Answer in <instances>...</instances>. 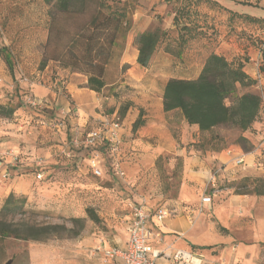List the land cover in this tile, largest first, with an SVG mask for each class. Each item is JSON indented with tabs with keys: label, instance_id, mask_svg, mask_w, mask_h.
I'll return each mask as SVG.
<instances>
[{
	"label": "rangeland",
	"instance_id": "1",
	"mask_svg": "<svg viewBox=\"0 0 264 264\" xmlns=\"http://www.w3.org/2000/svg\"><path fill=\"white\" fill-rule=\"evenodd\" d=\"M48 11L49 7L42 0H0V48L6 47L14 62L13 75L3 54H0V105L16 108L12 117L0 114V119L21 120L24 117L27 122L36 123L38 117L29 110L27 101L35 97L31 90L32 84L41 82L58 93V103L52 100L45 102L42 114L47 118L63 119L70 128L74 125L72 118L79 116V106L68 92L65 81H83L85 78L74 66L65 67L50 59L53 47H46L50 21ZM157 24L155 22L152 26ZM160 24L169 34L159 46V49L163 48L167 52L168 48L171 52H167L168 58H159L161 63H169L166 72L194 76L190 72L191 67L199 68L205 60V53L190 51L193 45L190 41L179 56L180 26L174 27L173 23L167 24L162 20ZM121 55V48L117 49L108 64L105 74L107 86L97 91L96 101L89 104L93 112L83 126L85 132L99 126L101 117L96 118V114L118 118L126 129L131 124V129H127L123 137L119 156L107 153L101 157L100 161L105 166L103 176H95L91 171L84 173L79 166L87 150L70 146L71 135L65 139L64 133V137H59L63 139L62 143L80 156H68V149L63 152L62 148H53L57 150L55 165L59 169L56 171L58 175L52 180L57 187L49 203L46 207H39L27 197L16 195L25 198L28 212L7 217L9 221L59 223L75 229L78 227L71 219L84 218L80 234L70 236L64 233L44 241L7 238L0 241V264H119L116 259L107 256L104 249L125 238L123 219L130 211V203L169 202L172 207L185 181L188 191L196 194V199L185 202L184 206L199 210L202 196L212 197V202L203 207L202 213L195 218L200 224L197 236L201 240L190 242L194 248H208L212 253H219L222 249L235 247L255 237L256 228L264 220V196L241 194L238 191L244 189L243 181L246 178L264 177V107L259 126L255 127L254 124L249 130L242 131L229 125H220L213 132L202 134L199 142L190 143V154L207 159L206 167L202 170L205 181L200 184L185 179L181 156L162 152L159 141L133 131L132 120H136L140 113L144 115L139 102L144 97V88L124 83L128 64L121 62ZM160 77L165 76L162 74ZM153 79L155 81L151 90L154 95L159 93L163 80L159 76H153ZM255 87L247 89L258 91L264 101L262 91ZM19 109L22 115L16 114ZM123 110L124 116L121 115ZM172 120L178 121L177 115H173ZM172 125L177 123L174 125L172 122ZM173 135L177 136V132H173ZM241 135L249 139L242 145L239 143ZM162 142H166V139L162 138ZM233 144L239 145L245 153L252 154L253 160L245 159L247 162L237 163L233 159L224 164L215 158L216 153ZM117 157L124 172L122 176L115 174L111 167ZM196 168L199 170V167ZM3 204L0 202V209ZM89 207L99 215V222L90 218L87 213ZM174 235L172 243L164 238L161 248L186 239L183 233Z\"/></svg>",
	"mask_w": 264,
	"mask_h": 264
},
{
	"label": "crops",
	"instance_id": "2",
	"mask_svg": "<svg viewBox=\"0 0 264 264\" xmlns=\"http://www.w3.org/2000/svg\"><path fill=\"white\" fill-rule=\"evenodd\" d=\"M240 1L244 0H198L190 6L191 12L195 14L189 19L186 17V21L187 23H191V21L197 23L198 29L203 32L200 38L191 40L193 45L190 51L205 53V60L210 53L215 52L225 56L234 64L242 63L246 73L257 80L255 88L261 90L264 95V55L261 54L259 44L255 39L258 36V28L264 24V0H245L250 2V4ZM134 3L135 9L131 14L132 26L121 48V62L128 64L124 83L144 88V97L139 99V102L146 122L145 125L134 132L159 141L158 146L162 152H173L181 156L184 162L185 179L188 178V180L198 181V183L202 184L205 181L202 177L204 176L202 170L206 167L207 159H202L196 154H190L188 145L199 142L201 135L207 132L201 131L196 124H189L179 110L166 112L163 106V91L170 78L190 79L198 77L205 60H203L199 68L191 67L190 72H193L194 76L173 75L166 72V67L169 66V63H161L159 60L160 56L166 57L168 53L163 48H158L148 67L139 65L137 62L139 50L135 43V37L160 20L167 24L173 23V18L176 14L174 7L179 5L181 0L178 2L177 0H135ZM173 26L175 27L174 24ZM198 39L200 41L196 42ZM79 74L84 76L85 79L83 81H74V79L65 81L68 92L79 106V116L72 118L74 125L70 128L65 121L63 128L60 131H56L54 128L42 124L40 118H36V123L33 124L27 122L24 117L21 120L17 118L18 121L0 119L1 203H4L11 193L25 196L29 201H34L38 204L39 207H46V204L51 200L57 187V184L52 180L58 175L56 171L59 169L55 165L57 162V150L53 148H62L63 152H65L68 147L62 143L63 139L59 137L66 133L65 139L68 138L69 134L72 138L76 127L80 128L81 132H85L83 126L90 120L93 112L89 104L96 101V94L98 93L87 86L88 77L81 72ZM162 74L165 77H160ZM153 76H159L163 80L159 93L154 95L151 90L152 83L155 81ZM31 90L36 98L46 103L50 100L58 103V93L51 89L50 86L35 82L32 84ZM85 103L88 105H85ZM16 114L22 115V110L19 109ZM138 114L139 111L136 116ZM173 115H177L178 121L172 120ZM94 116L96 118L101 117V120L104 118V116L99 114ZM134 121L135 118L132 123ZM172 122H174V125L177 123V125L173 126ZM260 124L261 122L257 121L255 127ZM127 129H131V124ZM127 129L125 127L122 129L123 137ZM175 131L177 136L173 135ZM162 138H165L166 142H162ZM56 142H61V144ZM100 151L101 157L108 153L105 147H102ZM71 153L72 156H80L74 150ZM88 153L89 151L87 150V155L84 156L79 166V169L84 173L90 171ZM14 155L18 156L16 163L13 162ZM240 156H244L247 161L253 160L252 154L245 153L236 144L215 154V158L224 164L232 162L231 160ZM101 166L105 170V166L102 163ZM196 167H199V170ZM6 171H9L10 175L8 178H3L2 175ZM38 173H42V178L45 177L47 179L38 178ZM203 197L201 198V208L199 210L184 206L185 202H189L193 198L196 199V194L193 195L188 191L185 181L178 198L173 201L172 207L169 202L158 204L149 201L146 204V208L152 212L159 207H167L173 211V214L162 222H159L155 217L150 221V226L153 229L161 231L163 239L165 238L168 243H172L175 237L174 233H183L186 238L164 248H161L162 242H155L154 246L157 249H167L168 246H171L159 257L157 264H175L173 254L178 248L194 252L198 255L199 262L201 261L202 264H262L264 260V244H262L264 242V220L260 221L255 231V237L252 240L241 242L235 247H227L219 251V253H212L208 248H194L190 244V242H200L201 239L197 236L200 224L195 221V218L202 213L203 207L208 206L212 202V197L210 201H203ZM123 222L125 238H121L116 245L109 247L126 246L131 224L130 211L124 217ZM116 260L119 264H124L122 260Z\"/></svg>",
	"mask_w": 264,
	"mask_h": 264
},
{
	"label": "trees",
	"instance_id": "3",
	"mask_svg": "<svg viewBox=\"0 0 264 264\" xmlns=\"http://www.w3.org/2000/svg\"><path fill=\"white\" fill-rule=\"evenodd\" d=\"M196 1L198 0H181V3L174 7L176 14L173 24L180 26L178 34L180 47L177 51L179 56L184 46L203 35L197 23L192 21L187 23L185 19L194 16L195 13L191 12L190 6ZM42 2L49 7L50 21L46 47H53L50 59L65 67L74 66L88 77L87 86L90 89L98 92L103 90L107 86L105 74L108 64L116 50L123 47L131 29L134 1L42 0ZM240 2L250 4L245 0ZM160 22L161 20L135 37L139 50L137 62L142 67L150 65L160 44L169 35ZM258 30H264V24L260 25ZM256 37L261 54L264 55V38L259 34ZM6 50V47L0 48V54H3L9 70L14 75V62ZM166 51L171 53L168 48ZM253 86H257V80L246 73L242 63L234 64L225 56L212 52L207 56L198 77L190 79L173 77L167 81L163 91V106L166 112L179 110L189 124L198 125L203 132H213L220 125L247 131L259 121L264 107L262 95L258 91L247 89ZM15 109L12 106L0 105V114L10 118ZM121 115H125V110ZM145 122L143 114L140 113L133 123V131L145 125ZM248 141L244 135L239 137L241 145ZM81 148L83 147L77 149ZM243 182L244 189L238 193L264 196V177L246 178ZM25 202L24 197H18L13 193L4 201L0 209L1 242L10 237L44 241L64 233L77 236L84 227V218L71 219L78 229L59 223L32 224L25 220L9 221L8 216L25 215L28 212L25 209ZM87 213L95 222L100 221L99 215L92 207L87 208Z\"/></svg>",
	"mask_w": 264,
	"mask_h": 264
},
{
	"label": "built area",
	"instance_id": "4",
	"mask_svg": "<svg viewBox=\"0 0 264 264\" xmlns=\"http://www.w3.org/2000/svg\"><path fill=\"white\" fill-rule=\"evenodd\" d=\"M259 35L264 38V30H259ZM29 110L34 112V115L40 118L42 124L48 125L54 128L56 131H60L64 126L63 119L47 118L42 114L45 102L33 97L28 99ZM26 109V108H25ZM70 111V109H69ZM33 116V115H32ZM118 118L113 116H105L100 125L90 129L86 133L81 132V129L76 127L73 131V135L70 141V146L74 148L83 147L89 151L88 166L90 171L95 176H103L104 170L101 166V148L105 147L108 153L112 155H118L123 144L122 129ZM68 156H71V148L66 151ZM18 161V156L14 155L13 162ZM237 163H245L244 156L236 157ZM112 170L117 175H124V172L119 163V157H117L113 163H111ZM9 171L3 173V178H8ZM38 178H42V173L37 174ZM210 196H204L203 201H210ZM173 211L167 207H159L154 212L146 208V203H130V216L131 224L129 227V239L125 247H109L104 249L107 256L120 259L124 264H157L159 257L170 249H157L154 243H160L163 241L161 231L155 230L150 226V221L155 217L159 222L164 221L170 217ZM100 249V247H98ZM175 264H202L199 262L198 255L189 250L178 248L173 254Z\"/></svg>",
	"mask_w": 264,
	"mask_h": 264
}]
</instances>
